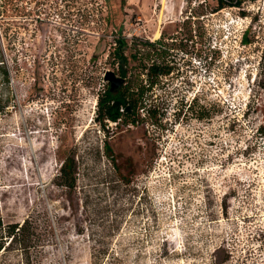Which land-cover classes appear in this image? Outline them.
Here are the masks:
<instances>
[{"label": "rangeland", "instance_id": "1", "mask_svg": "<svg viewBox=\"0 0 264 264\" xmlns=\"http://www.w3.org/2000/svg\"><path fill=\"white\" fill-rule=\"evenodd\" d=\"M218 5L0 0V217L35 220L38 264H264V0ZM120 37L127 83L148 80L136 53L171 71L151 117L104 130ZM69 156L71 191L56 185Z\"/></svg>", "mask_w": 264, "mask_h": 264}, {"label": "trees", "instance_id": "2", "mask_svg": "<svg viewBox=\"0 0 264 264\" xmlns=\"http://www.w3.org/2000/svg\"><path fill=\"white\" fill-rule=\"evenodd\" d=\"M255 1V0H251ZM241 0H219L218 11L225 7L240 6ZM216 11V12H218ZM154 43H146L149 46L155 48L162 40ZM116 47L112 52V56L116 62L119 63L120 75L125 80L122 87L115 91H111L108 85L106 89L99 94L96 112V121L105 130L108 122L116 123L117 126L121 123L125 124H138L140 115L139 110H146L149 117L152 116V108L147 109L145 106V96L153 90V88L160 84V78L170 74L171 67L164 66L157 62H153L150 65L144 64V60L139 57V53L132 56L133 60L137 62L136 70H139L140 74L147 71L148 80L146 85L144 81H137L136 83H127L130 72V63L126 50L128 44L124 37H120L115 42ZM2 77L4 81L10 84V72L5 64L0 65ZM197 104V102H196ZM195 104V105H196ZM190 106L188 109H191ZM128 109H130L128 111ZM197 109L205 110L204 107L198 106ZM198 110V111H199ZM5 111L3 107H0V112ZM196 110V112H198ZM203 116H198L202 119ZM105 147L108 150L109 142H105ZM56 185L63 190L71 191L77 186V162L74 156H69L63 160L58 175L56 176ZM38 226L35 220L31 217L27 218L24 222L5 223L0 217V264H38V260L41 257L43 249V240L41 239ZM15 253V263H8L7 255ZM103 257H100L102 262Z\"/></svg>", "mask_w": 264, "mask_h": 264}, {"label": "water", "instance_id": "3", "mask_svg": "<svg viewBox=\"0 0 264 264\" xmlns=\"http://www.w3.org/2000/svg\"><path fill=\"white\" fill-rule=\"evenodd\" d=\"M106 81L110 82L111 86V91H115L122 87L125 83V80L123 78L118 77L115 73L113 72H108L105 78ZM130 109H128L129 111Z\"/></svg>", "mask_w": 264, "mask_h": 264}, {"label": "bare ground", "instance_id": "4", "mask_svg": "<svg viewBox=\"0 0 264 264\" xmlns=\"http://www.w3.org/2000/svg\"><path fill=\"white\" fill-rule=\"evenodd\" d=\"M159 37V33H157V35H156V38H158Z\"/></svg>", "mask_w": 264, "mask_h": 264}, {"label": "crops", "instance_id": "5", "mask_svg": "<svg viewBox=\"0 0 264 264\" xmlns=\"http://www.w3.org/2000/svg\"><path fill=\"white\" fill-rule=\"evenodd\" d=\"M131 1V0H130Z\"/></svg>", "mask_w": 264, "mask_h": 264}]
</instances>
